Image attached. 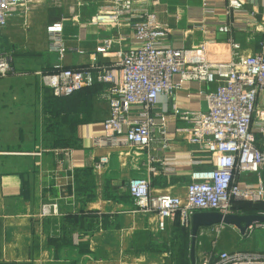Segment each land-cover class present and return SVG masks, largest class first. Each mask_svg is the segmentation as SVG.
<instances>
[{"label":"crops","instance_id":"crops-1","mask_svg":"<svg viewBox=\"0 0 264 264\" xmlns=\"http://www.w3.org/2000/svg\"><path fill=\"white\" fill-rule=\"evenodd\" d=\"M225 1V7L204 12L203 0H159L158 18L172 28L163 42L188 50V56L207 43L202 55L210 60L231 58L230 37L240 41L244 53L259 51L263 34L255 24L264 16V0H240L239 14ZM98 5V1L85 6L77 0L56 5L37 0L9 20L0 38L3 48L21 47L15 53V71L0 79L4 82L0 84V264H164L165 250L172 245L165 242L166 236H175L178 230L187 234L178 222L161 231L157 212L135 209L127 183L133 166L144 158L143 151L93 143L104 133L102 122L109 114L107 102L96 94L101 84L77 93L89 96L90 107L68 102L42 86L41 73L51 71L59 60L49 50L47 27L75 8L87 20ZM213 20L231 23L232 30L220 31ZM233 23L246 24L240 28ZM96 29L88 26L86 38L79 39V25L64 27L65 44L86 52L65 53L64 67L85 66L94 57L112 62L96 52L100 33ZM37 32L41 38L32 40ZM123 34L127 43L133 31L125 25ZM199 87L212 88L186 82L172 101L180 110L206 109ZM98 101L107 105L102 115L94 110ZM71 112L78 113L75 121ZM178 126L187 124L178 121ZM187 134L178 130L168 147L161 134H154L150 153L168 162L179 160L175 167L181 174L154 176L153 192L185 195L189 181L185 173L192 168L186 161L191 149ZM67 148L72 150L70 157L65 155ZM106 155H111L112 173L94 166Z\"/></svg>","mask_w":264,"mask_h":264},{"label":"built area","instance_id":"built-area-1","mask_svg":"<svg viewBox=\"0 0 264 264\" xmlns=\"http://www.w3.org/2000/svg\"><path fill=\"white\" fill-rule=\"evenodd\" d=\"M35 1L0 0V38L9 20ZM97 1L99 5L89 19L82 20V13L75 8L70 17L47 27L49 50L59 60L51 71L41 73V83L57 97H69L101 84L97 96L107 102L109 114L102 122L104 133L92 141L95 145L124 144L143 151L144 158L133 166L134 174L127 183L135 209L157 212L161 231L178 222L191 236L192 216L196 212L242 214L238 203L264 202V16L255 24V29L263 34L259 51L244 53L240 41L230 37L231 58L210 60L202 55L206 44L198 48L196 55L188 56V50L163 42L172 28L158 18L159 0H77V4L88 6ZM228 1L238 14L243 13L240 0ZM49 2L56 5L62 0ZM203 5L204 12L214 11L215 7H225L226 1L203 0ZM68 21L80 26L79 39L86 38L88 26L96 27L100 31L96 52L112 62H99L94 57L95 61L88 65L64 67L62 58L68 51L86 53L65 44L63 29ZM212 22L222 32L232 30L231 23ZM203 23L201 26L206 20ZM245 24L233 23L240 28ZM125 25L133 31L127 43L123 42ZM14 60V48L0 47V78L15 71ZM186 82L212 87L207 91L199 87L206 109L180 110L172 101ZM178 121L187 126H178ZM181 129L187 131L186 139L191 145L186 160L192 167L185 173L189 178L186 193H155L151 186L154 176L170 177L181 172L175 167L179 160L168 162L150 153L154 134H161L163 146L168 147ZM64 151L67 157L71 156V148ZM111 161V155L102 156L94 161V166L112 173ZM228 227L217 223L199 229L196 264H264V251L221 247Z\"/></svg>","mask_w":264,"mask_h":264},{"label":"rangeland","instance_id":"rangeland-1","mask_svg":"<svg viewBox=\"0 0 264 264\" xmlns=\"http://www.w3.org/2000/svg\"><path fill=\"white\" fill-rule=\"evenodd\" d=\"M67 25L72 26L73 21H68ZM40 38H41L40 33L37 32V34H35L32 40H39ZM32 44H35V42L32 41ZM20 48L21 47L19 45L16 46L14 48L15 53ZM5 49H8V48L5 47ZM5 77H1L0 79H3ZM1 83H4V82L1 81L0 84ZM71 102L76 103V101H71ZM94 110L102 115L103 113L107 111V105L103 103L102 101H98L97 105L94 103ZM68 134L71 140L72 135L70 133ZM69 136H68V139H69ZM74 145L75 144H73L72 146ZM168 236H166L165 242L169 243L170 245L172 244V245L169 246V250H165L166 257H165L164 264H191L190 262L191 237L188 236L187 234L180 232V230H178L177 235L175 236L173 235L174 237L173 236L168 237ZM221 247L227 248V249L234 248L236 250H243V251L244 250L264 251V224L262 225L259 224L258 226H254L251 229V231L248 230L247 234L245 235H242L237 228H233L232 226H229L224 231L223 236L221 238Z\"/></svg>","mask_w":264,"mask_h":264},{"label":"water","instance_id":"water-1","mask_svg":"<svg viewBox=\"0 0 264 264\" xmlns=\"http://www.w3.org/2000/svg\"><path fill=\"white\" fill-rule=\"evenodd\" d=\"M224 223L237 228L242 235L247 234L250 226L264 224V213H230L219 211H199L192 216L190 262L196 264V239L201 227Z\"/></svg>","mask_w":264,"mask_h":264},{"label":"trees","instance_id":"trees-1","mask_svg":"<svg viewBox=\"0 0 264 264\" xmlns=\"http://www.w3.org/2000/svg\"><path fill=\"white\" fill-rule=\"evenodd\" d=\"M100 88L97 89V93L96 94H98ZM78 92H76L72 96L63 97V98L67 99L68 102L76 101V103L80 104L81 106H89L90 105V98H89V96L84 95V97H78L79 96V94L77 95ZM73 104H75V103H73ZM73 104H69V106H74ZM71 115H73V119L72 120L75 121L78 113L71 112ZM238 206H239V208L241 209V211L243 213H264V202H262V203H260L258 205H253V204H250V203L241 202V203H238ZM187 235L190 236L189 232H187Z\"/></svg>","mask_w":264,"mask_h":264},{"label":"bare ground","instance_id":"bare-ground-1","mask_svg":"<svg viewBox=\"0 0 264 264\" xmlns=\"http://www.w3.org/2000/svg\"><path fill=\"white\" fill-rule=\"evenodd\" d=\"M207 44V43H206Z\"/></svg>","mask_w":264,"mask_h":264}]
</instances>
